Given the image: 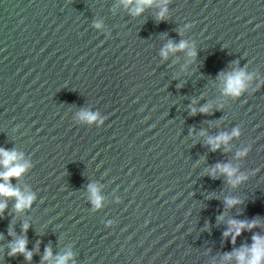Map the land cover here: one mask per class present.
I'll list each match as a JSON object with an SVG mask.
<instances>
[{"label":"water","instance_id":"obj_1","mask_svg":"<svg viewBox=\"0 0 264 264\" xmlns=\"http://www.w3.org/2000/svg\"><path fill=\"white\" fill-rule=\"evenodd\" d=\"M135 6L0 0V147L30 164L10 183L36 196L20 211L0 197V264H55L67 252L68 264H238L235 253L264 237V0ZM181 41L188 48L161 55ZM238 69L252 80L225 95L219 76ZM233 129L212 150L209 138ZM217 163L247 179L232 186L212 175ZM233 219L259 223L233 242ZM22 238L30 260L9 255Z\"/></svg>","mask_w":264,"mask_h":264},{"label":"clouds","instance_id":"obj_2","mask_svg":"<svg viewBox=\"0 0 264 264\" xmlns=\"http://www.w3.org/2000/svg\"><path fill=\"white\" fill-rule=\"evenodd\" d=\"M126 4L130 3L131 0H125ZM152 0H136V6L132 9L134 14H139L143 11L146 5H149ZM166 8L162 9L160 12L161 18L165 15ZM99 27L100 25H96ZM188 48V44L186 41H181L178 44L169 42L164 49L161 51V55L163 57H167L169 52H175L177 50H184ZM197 53L195 50H190L188 52L189 57H195ZM219 78L223 80V92L225 95H230L233 97H237L241 95L244 91L247 90L248 82L252 80V76L247 74L244 69H238L230 73H221ZM195 103V101H193ZM210 105H205L199 109L200 112H207L209 110ZM197 111L196 108H192V112L195 113ZM82 119L88 122H97L98 124H102V120L99 119L98 114H93L89 112L81 113ZM203 134V133H201ZM239 135V129H233V131L229 133H222L216 137H211L208 140V143L212 146V150L219 149L222 144H227L228 141L232 138ZM248 149L245 148L242 151L237 153L238 157L246 156ZM21 160V154H19L15 150H8L0 147V168L3 170L0 171V197H15L16 204L15 208L17 211L30 208L32 203L35 201L36 196L32 192H22L20 189L14 187L10 183V179L12 177L19 178L27 169L30 167V164L19 163ZM221 174H225L229 183L232 186H237L239 183H242L247 179V175L244 173H240L238 168L233 167L230 164H220L217 163L215 167L211 170L212 175H215L216 172ZM90 191L93 196V203L99 207L101 204L100 197L97 195V188L94 185H90ZM241 203L238 198H228L226 199V204L231 207L236 204ZM7 208L6 200L0 199V214H2ZM115 221L109 220L108 224H113ZM259 222L257 220L252 221H243V220H231L229 224L231 227L224 232L225 236L232 235L233 242L235 241L236 236H239L245 228L251 229L256 227ZM24 229L27 230L29 225L25 223L23 225ZM253 243L250 247H244L242 250H239L235 253L238 264H264V237L254 235ZM27 241L26 239H19L11 246V252L9 255H15L17 252L24 253L27 259L32 258V252L28 251L26 248ZM53 253L51 248L45 249V255L43 259L45 261L49 260L52 257ZM72 253L67 252L65 255L57 256L55 260V264H68V261L72 258ZM232 254H228L225 258L230 259Z\"/></svg>","mask_w":264,"mask_h":264}]
</instances>
